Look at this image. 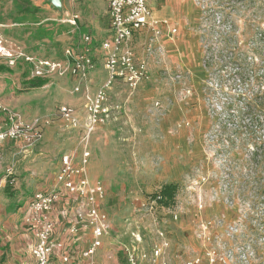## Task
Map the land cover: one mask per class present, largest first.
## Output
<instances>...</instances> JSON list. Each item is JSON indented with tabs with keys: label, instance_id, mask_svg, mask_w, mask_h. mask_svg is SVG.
Masks as SVG:
<instances>
[{
	"label": "rangeland",
	"instance_id": "374dc122",
	"mask_svg": "<svg viewBox=\"0 0 264 264\" xmlns=\"http://www.w3.org/2000/svg\"><path fill=\"white\" fill-rule=\"evenodd\" d=\"M64 1L65 10L79 14L81 22L89 26L84 28L87 32L104 37L105 0ZM190 2L197 13L189 28L201 52L198 78L194 77L192 84L189 75L171 82L159 76L160 66L152 60L156 75L148 98L112 95L111 100L121 104L125 113L109 125L116 111L112 110L110 120L99 126L88 142L89 180L101 181L107 190L100 204L110 226L103 240V264H126L122 247L133 245V232H139L141 247L150 250L157 242V229L163 230L169 240L163 256L166 264L200 257L201 244L196 238L199 222L222 215L235 223H225L229 235L224 230L215 232L230 252L227 264H264V0H199L201 7L194 0ZM148 8L155 19L174 23L182 19L179 12H157L154 1ZM56 11L49 0H0V23L8 25L0 32L7 42L21 45L33 56L61 59V44L50 47L41 42L47 33L43 25H50L47 30H51L57 27L56 22L31 25L60 18ZM12 24L22 25L10 27ZM69 29L61 25L59 33ZM28 32H32L30 37ZM0 66L4 67L0 71V105L26 121L37 119L42 129L49 127L23 161V143L0 144V183L6 168L16 172L14 181H4L6 185L0 186L1 204L7 208L9 202L27 199L39 184L29 177L35 165L42 167L35 170L43 172L46 179L60 155L77 147L81 133L65 128L58 109L69 104L79 111L81 102L69 93L68 77H49V81L61 80L31 89L24 81L29 76L27 66ZM102 76L106 77L104 71ZM66 94L73 101L68 102ZM155 101L161 102L162 112L152 107ZM177 104L194 115L189 125L184 121L175 125L173 133L187 130L183 145L178 147L166 143L160 128L162 118ZM167 183L178 186L174 204L150 212L143 204ZM199 203L203 205L201 211L197 209ZM175 213L176 222L171 219Z\"/></svg>",
	"mask_w": 264,
	"mask_h": 264
},
{
	"label": "built area",
	"instance_id": "2783aa9c",
	"mask_svg": "<svg viewBox=\"0 0 264 264\" xmlns=\"http://www.w3.org/2000/svg\"><path fill=\"white\" fill-rule=\"evenodd\" d=\"M194 1L198 7H201L199 0ZM106 3L109 24L106 37L95 46L91 36L81 35L74 45L63 48L62 58L58 60L33 56L21 45L7 42L0 34L2 65L9 68L20 65L23 69L27 66L31 79H47L53 76L72 78L78 83L73 93L82 92L83 104L79 111L66 105L58 109V115L64 126L80 131L77 147L60 156V166L52 188L49 191L34 192L25 204L23 221L33 228L34 233V243L29 248L34 264L71 263V258L63 252L64 244L52 239L54 222L50 214L65 194L75 205L76 224L71 225L70 232L75 233L79 224L91 231L92 241L89 247L81 252L83 264H99L95 260V254L102 248L103 240L110 228L107 214L100 208L107 190L101 181L89 180L88 167L91 153L88 142L97 128L106 125L110 120L111 111L119 109L117 106L114 109L109 106V92L117 84H123L134 91L139 85L149 83L151 81L149 64L152 60L161 61L164 56V49L160 45L164 30L168 38H172L177 33L176 28L168 26L165 20L151 19L147 0H106ZM201 11L203 12L204 9ZM77 20L76 14H67L58 22L77 27ZM142 32H146L148 37L142 44L139 55L134 45V37ZM94 53L102 61V70L106 73V77L96 91L91 93L86 84L97 68ZM168 78L171 82H180L184 76L175 73L168 75ZM152 107L160 112L163 111L160 101H155ZM0 112L2 113L0 144L20 142L30 150L42 140L44 127L42 129V124L37 119L26 121L20 114L2 105ZM11 175V169H7L5 179ZM159 199L160 197L157 196L143 206H146L150 212L163 209ZM197 209L198 211L203 209L202 203L198 204ZM61 214L65 218L68 217L65 210H62ZM171 219L174 222L178 221V214H173ZM225 223L235 224L228 222L225 215L215 220L201 219L196 238L200 241L202 255L185 259L182 264H227L230 252L222 246L224 244L221 236L215 234L219 230H224L223 233L229 235L225 230L227 227ZM235 233L237 234L238 231ZM155 234L157 242L148 251L141 247L139 232L131 234L133 245L122 247L126 264H166L163 256L169 248V240L161 229H157ZM233 240L235 241V238ZM54 256L58 258V262L53 261Z\"/></svg>",
	"mask_w": 264,
	"mask_h": 264
},
{
	"label": "crops",
	"instance_id": "0c3cea01",
	"mask_svg": "<svg viewBox=\"0 0 264 264\" xmlns=\"http://www.w3.org/2000/svg\"><path fill=\"white\" fill-rule=\"evenodd\" d=\"M151 1H154L156 3V7L158 9L157 12L167 14L168 11H175V12H179V15H182L181 17L182 19H180L175 23L169 21L168 19H155L151 15L152 20L154 21L165 20L166 22H168V26L176 28L177 30L176 35H174L172 38H168L166 36V30H164V35L160 38V45L164 49V56L161 61L157 62V64L160 66L159 70H161L159 71L160 72L159 76L164 75L165 78H168V75L179 73L182 76H184V78H187V76L189 75V80L191 81L192 84L194 77L195 79L198 78L197 72L200 70V63H201L200 61L201 52L196 44L195 37L190 32V28H189L191 25H193L197 13L194 10L190 0H147V5ZM65 4H66L65 1L61 0V10L59 11L56 8H54L61 14L60 18L58 17L51 19L48 18L42 21L31 23L32 26L39 27L42 24H44V22L46 21L56 22L55 25L57 27L51 30H47L49 29L50 25H46V24L43 25L44 27H46L45 30L47 31V33H46V37L44 36L43 38H41V42L46 44V46L50 45V47L54 43L61 44L60 48L62 52L63 48H65L66 46L74 45V43L78 41L81 35H89L94 39V45L95 46L98 45V43L103 38L106 37L109 28L106 0H105V6H106L105 14L107 18V27L103 38L97 37L96 35L92 34L90 30L87 32L85 29L87 28L89 29V26L81 22V18L79 14L70 13L69 11L65 10ZM67 14L68 15L76 14L78 16L77 27H71L67 24H60L58 22L62 17L66 16ZM56 16H58V13ZM0 25L2 26L1 28L8 26L2 23H0ZM14 25L19 27L22 24H12L10 25V27ZM61 25L69 26L70 29L66 32L62 31L61 33H59V29L61 28ZM92 29H95L94 25H92ZM81 30H83V33H81ZM31 33L32 32H28L27 36L30 37ZM50 33L52 37L47 38V34ZM68 33L69 36H67ZM0 34L2 35V32H0ZM147 37L148 34L146 32H142L134 37V45L137 48L139 55L141 51V46L142 44L145 43ZM42 59H51V58L42 57ZM94 59L96 60L98 69L90 75V78L86 84L91 93H94L96 89L99 87V85L105 79L102 76V71H103L102 61L100 60V58L96 53H94ZM149 69L151 73V81L149 83H144L139 85L138 88L134 91L129 90L123 84H117L109 92V99H108L109 106L112 109H114V107L116 106L119 107L118 110L112 112L111 121L109 125L113 122H117L120 118H122L123 116L122 113H125V108L123 110V106L121 104L114 103L111 100L112 95L116 96V94L118 93H123L124 95H126L127 98L133 97V98H140L145 100L148 98L149 95H147V92L150 91L151 88L150 84L152 83L156 75V72L153 70L154 67L151 65V63L149 64ZM198 74L200 75L199 72ZM70 79H71L70 81L71 88L69 90V93L79 99V101L81 102L80 106L82 108V104H83L82 92L73 93V89L75 86L78 85V83L76 80L72 78ZM29 80H32L29 76H26V78L24 79L25 82ZM43 80L46 82L45 85L48 84L52 85L54 82L61 79H54L49 81L50 78L49 79L47 78ZM25 85L27 86V83ZM45 85H43L42 87H44ZM31 89H38V88H31ZM67 97L68 95L66 94V100L68 102L73 101ZM63 105L72 107L74 109L77 108L75 105H69V104H63ZM186 105H187V99H186ZM193 117L194 115L192 114L191 116L190 110L187 107H185L183 104L182 105L177 104V106L171 108V110H169L165 114V116L161 120L160 128L163 135H165V138L167 139L166 143L168 145H175L177 147L179 145H183L182 142L185 136L187 135V130L181 128V125H179V128H181L179 129V131L176 130L173 133V129L175 128L176 124L182 121L188 123L189 125V122L192 121ZM0 119H2V116L0 117ZM48 129H49L48 126L44 128L43 137ZM78 138L80 139V136ZM33 151L34 148L29 150L26 149L25 147H22L23 159L21 158L20 160L21 161L25 160L27 157H29V154H31ZM59 166H60V157L55 164L54 171L52 172V174L48 175V178L44 179V173L38 170L36 171L35 169L36 168L39 169V168L38 166L35 165L36 168L31 170L29 177L33 181L37 179L38 180L37 182H39V184L35 185L36 186L35 190L33 189V192L30 194V196L27 199L18 200L17 202L12 201V203L9 202L8 205L6 204L7 208H5V206H2L1 203H3V200L0 199V264H34V260L29 252L30 246L34 243V233H33V228L27 226L23 221L25 214V204L27 203V201L30 199V197L34 192L49 191L52 188V184L54 182L55 175L58 172ZM41 168L42 167H40V169ZM7 169H11L12 175H16L15 169L13 170L12 168L8 167L5 169V173ZM12 175L4 179V181L8 183L14 181ZM4 178H5V174H4ZM4 181L0 183V186L3 185L4 187L6 185ZM92 182L95 181L92 180ZM62 210H65L67 212L68 217L65 218L62 216L61 214ZM50 216L54 222L52 239L54 241L62 242L64 244L63 252L71 258L70 264H83L84 261L83 258L81 257V252L85 251L89 247L92 241L91 231L90 229L84 228L81 224H79L77 231L75 233L70 232L69 228H71V225L76 224L75 205L73 202H70V197L67 194H65L63 199L55 205ZM106 239L107 237L104 238V240ZM105 247H106V241H103L102 248L99 249L95 254V260L99 264L104 263L105 258L104 255H102V252L104 253ZM52 259L53 261L58 262V258L56 256H54Z\"/></svg>",
	"mask_w": 264,
	"mask_h": 264
},
{
	"label": "trees",
	"instance_id": "16d2710c",
	"mask_svg": "<svg viewBox=\"0 0 264 264\" xmlns=\"http://www.w3.org/2000/svg\"><path fill=\"white\" fill-rule=\"evenodd\" d=\"M4 67L0 66V71H2ZM8 69V68H7ZM23 69V68H22ZM27 87L29 88H40L45 85V81L43 79H32L26 82ZM178 190L177 184L167 183L160 187L159 191L152 194L151 199L160 197L159 204L164 207L172 206L175 202L176 193Z\"/></svg>",
	"mask_w": 264,
	"mask_h": 264
},
{
	"label": "water",
	"instance_id": "95a60500",
	"mask_svg": "<svg viewBox=\"0 0 264 264\" xmlns=\"http://www.w3.org/2000/svg\"><path fill=\"white\" fill-rule=\"evenodd\" d=\"M49 2L53 5L57 10H61V0H49Z\"/></svg>",
	"mask_w": 264,
	"mask_h": 264
}]
</instances>
